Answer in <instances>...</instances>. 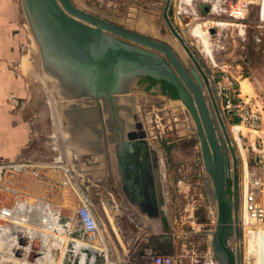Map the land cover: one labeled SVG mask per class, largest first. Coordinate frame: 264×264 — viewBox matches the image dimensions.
I'll list each match as a JSON object with an SVG mask.
<instances>
[{
	"label": "rangeland",
	"instance_id": "374dc122",
	"mask_svg": "<svg viewBox=\"0 0 264 264\" xmlns=\"http://www.w3.org/2000/svg\"><path fill=\"white\" fill-rule=\"evenodd\" d=\"M13 1L17 9L16 22L19 21L25 26L23 29L26 48L23 54L27 55L29 64L34 67L35 77L43 84V102L37 108L41 123L32 138L36 140L32 147L41 146L44 151L48 145L51 150L55 144L58 147V153L54 149L49 154V158L43 161L50 162L58 157L55 164L53 163V168L39 169L40 176L44 180V183L40 184L41 187H37L36 184L33 186L30 182H22L24 186L30 185L31 197L34 198L35 194H39V197L47 199L45 201L57 208L63 221L72 215L78 204L80 192L84 191L93 205L98 225L106 239V250L97 257L98 264H105V260L107 264H149L150 257L145 254L148 250L170 256L174 258L176 264H216L211 247L216 211L209 196L210 181L203 169L195 125L185 106L181 101L160 95L156 90L145 92L141 84H135L131 88L130 95H134L137 99L135 106L139 122L161 162L167 223L175 237L172 243H163L159 245V249H155L150 247L149 239L158 236L159 232L146 222L145 218L134 212L121 195L114 164L110 162L107 165L102 158L79 152L73 144L71 145L67 134L66 138L62 137L63 132L67 133V120L63 114L65 102L55 96L51 82L43 75L37 48L28 32L21 0ZM72 1L77 7L111 23L159 39L172 46L178 44L162 18L166 0ZM205 6L198 0L188 4L170 0L167 14L199 67L203 71L206 67L207 70L210 69L209 58L212 57L215 64L226 66L232 73L240 74V81L244 80L247 85L245 91L241 89L242 96L254 101L256 109L262 114L263 123L256 132L248 131L243 127L235 132V129H232L235 125L233 118L227 117L222 120L236 157L239 206V189L244 171L247 170L256 177L264 174V165L255 164V161L260 159L258 153L264 149L262 147L264 144V22H261L264 21V2L259 9L252 7L242 20V23L248 25L244 41L236 36L235 26L223 30L228 36L221 38L219 42L210 33L211 37H206L210 43L208 48L211 50L208 56L201 51L200 40L188 35V30L196 23L213 20L210 13L203 12ZM223 18L225 22L230 21L227 16ZM210 27V30L214 29ZM258 35L260 41L257 43L255 38ZM179 50L183 62L188 67H193L183 49L179 47ZM83 103L90 104L92 101L84 100ZM208 103L211 107L209 100ZM211 110L218 136L224 143L220 123L213 109ZM56 113L59 122H62H60L59 134ZM232 176L230 172L229 193L232 190ZM42 193L46 197L42 196ZM65 198L71 199L70 204L75 206H64V208L60 203ZM49 224L52 226L51 222ZM238 236L240 264H259L258 244L252 243L250 246L246 239L242 241L240 230ZM230 246L235 248L234 239L230 240Z\"/></svg>",
	"mask_w": 264,
	"mask_h": 264
},
{
	"label": "water",
	"instance_id": "95a60500",
	"mask_svg": "<svg viewBox=\"0 0 264 264\" xmlns=\"http://www.w3.org/2000/svg\"><path fill=\"white\" fill-rule=\"evenodd\" d=\"M169 4L170 0H166L162 18L178 42L174 46L93 15L72 0H21L43 75L51 82L55 96L65 102L63 114L71 145L76 143L79 152L102 159V154H109L111 162L116 161L119 177L124 178L120 179V189L125 200L159 232L149 239L150 247L155 249H159L158 243H167L174 236L165 212L161 162L139 122L137 99L130 94L141 77L164 81L174 88L176 99L194 122L203 169L210 181L209 196L216 211L211 238L214 261L240 264L236 157L206 76L168 17ZM207 11L205 6L203 12ZM179 47L193 67L183 62ZM154 90L160 92L159 86ZM84 100L92 103L87 105ZM111 101L122 103L126 113L130 112L127 104H132L134 114L122 117L126 124L117 135H111L108 129L109 134L104 136L100 109L105 113V105ZM211 109L220 123L224 143L218 136ZM150 183L155 220L148 212L135 209L134 196L139 200L140 189H147ZM231 239L236 243L234 249L230 246Z\"/></svg>",
	"mask_w": 264,
	"mask_h": 264
},
{
	"label": "built area",
	"instance_id": "2783aa9c",
	"mask_svg": "<svg viewBox=\"0 0 264 264\" xmlns=\"http://www.w3.org/2000/svg\"><path fill=\"white\" fill-rule=\"evenodd\" d=\"M178 1L188 4L196 0ZM198 1L205 4L207 12L213 16L212 21L204 23L207 26L204 27L203 36H215L217 42L228 36L223 30L231 26H235L236 36L244 41L248 25L242 23V20L252 7L259 9L264 2V0ZM224 16L230 21L225 22ZM210 26L214 28L211 29L213 30L211 36L208 31ZM255 41L257 43L260 41L259 35ZM209 60L210 69L207 70L206 67L205 71L201 70L220 110V118L222 120L227 117L233 118L235 125L232 129L239 130L243 127L256 132L262 126L263 117L256 109L254 101L242 96L241 75L232 73L226 66L215 64L212 57ZM235 142L237 143L236 140ZM262 147L264 148V144ZM54 149L58 153L56 144L52 147V150ZM258 154L260 159L255 161V164L264 165V149ZM56 160L58 157L46 163L33 160L0 163V264H98L97 257L105 251L106 239L86 193L81 190L78 204L70 217L62 221L59 211H55V223L53 227H49L43 220V215L49 211L51 204L45 201L47 199L39 197V194L31 197L30 185H22V182L26 181L39 187L44 183L39 169L53 168ZM239 190L238 230L242 231V241L246 239L249 244L257 243L259 246L260 239L264 238V174L256 177L245 170ZM42 196L45 195L42 193ZM239 242L238 236V247ZM145 254L150 257L149 264H176L174 258L167 255L152 253L151 250Z\"/></svg>",
	"mask_w": 264,
	"mask_h": 264
},
{
	"label": "crops",
	"instance_id": "0c3cea01",
	"mask_svg": "<svg viewBox=\"0 0 264 264\" xmlns=\"http://www.w3.org/2000/svg\"><path fill=\"white\" fill-rule=\"evenodd\" d=\"M16 10L13 0H0V163L5 164L31 159L43 162L53 152L49 145L45 151L41 146L32 147L36 141L32 138L41 123L37 108L43 102V84L35 77L27 55L23 54L25 26L16 22ZM127 107L130 112L122 111L121 116L134 114L133 105L128 103ZM100 110L106 136L109 134L105 129L108 110L105 108V113ZM73 145L76 148L77 144Z\"/></svg>",
	"mask_w": 264,
	"mask_h": 264
},
{
	"label": "flooded vegetation",
	"instance_id": "af4514ba",
	"mask_svg": "<svg viewBox=\"0 0 264 264\" xmlns=\"http://www.w3.org/2000/svg\"><path fill=\"white\" fill-rule=\"evenodd\" d=\"M136 84H141L142 90L145 92L154 91L155 87L159 86L160 92H158V93L160 95L167 96L170 99H176V95L173 96V93H171L169 91V87L164 86L162 81L154 80V79H151L148 77H141L137 80ZM105 108H106V110H108V122L106 123L105 129L106 128H107V130L109 129L111 135H113V134L117 135L118 134L117 131L120 129V127H122L126 124L124 119L120 115L122 111H125L123 108V105L119 101H116V102L111 101L105 105ZM102 155H103V159L105 161V164L109 165L111 162L109 154L104 153ZM113 162H114V166H115L116 179L120 183V179L121 178L124 179V178L119 177V173H118L119 169L117 167V163L114 159H113ZM147 184H149V182H147ZM150 187H151V183L147 189H146V187H143L142 189H140L139 200H138L137 196H134L135 201L137 203V206L135 209L137 212L138 211L140 212V210L148 212L150 214V216L152 217V220H155L154 219L156 216L155 215V207L153 206V199H152L151 194H150V192H151ZM146 194L147 195L150 194V196H147ZM121 195L124 197L122 191H121ZM136 195H138V193Z\"/></svg>",
	"mask_w": 264,
	"mask_h": 264
},
{
	"label": "bare ground",
	"instance_id": "6f19581e",
	"mask_svg": "<svg viewBox=\"0 0 264 264\" xmlns=\"http://www.w3.org/2000/svg\"><path fill=\"white\" fill-rule=\"evenodd\" d=\"M205 23H207V22H205ZM144 24V23H143ZM205 26H207V25H205L204 23H196L191 29H189V31H188V35L189 36H191V37H193V38H197L198 37V39L200 40V47H202V49H201V51L203 52V53H205L207 56L209 55V54H211V50L208 48V46H210V43H208V39L206 38V37H204L203 36V32L205 33ZM237 32V31H236ZM203 38V39H202ZM195 41V40H194ZM29 63V62H28ZM246 88H247V85H246V83H245V81H242V90H246ZM50 100V99H49ZM56 102V101H55ZM54 102V103H55ZM55 105V104H54ZM52 111V110H51ZM55 118L57 119V129H58V133H61V127H60V122H59V117H58V115H57V113L55 114ZM62 123V122H61ZM235 130V132H237V128H234ZM55 130V129H54ZM54 133V132H53ZM66 132H63L62 133V137H64V138H66ZM51 140V139H50ZM63 143V142H62ZM46 144V143H45ZM79 185V184H78ZM80 188V187H79ZM67 190V189H66ZM76 191V190H75ZM67 194H68V192H66ZM70 194V193H69ZM74 194V193H73ZM78 194V193H77ZM65 197V196H64ZM69 197H70V195H69ZM68 197V198H69ZM71 200V199H70ZM69 199H67V198H65L63 201H61V203L60 204H62L63 205V207L64 206H66V207H74L75 206V204H73V205H71L70 204V201ZM61 205V206H62ZM65 208V207H64ZM55 211H57V208H55L53 205H51L50 207H49V211H46V212H44V217H43V220H45L46 221V224H47V226H49L50 227V222H51V224H52V226L51 227H53V225H54V223H55V216H54V212ZM147 222V221H146ZM149 230V229H148ZM152 231V230H151ZM62 237V236H61ZM62 238H64V237H62ZM252 244V243H251ZM250 245V244H249ZM251 246V245H250ZM250 246H249V248H250ZM247 247V246H246ZM253 248H254V246H253ZM104 250H106V249H104ZM44 253L46 254V251L44 250ZM258 263L259 264H264V238H261L260 239V244H259V247H258Z\"/></svg>",
	"mask_w": 264,
	"mask_h": 264
},
{
	"label": "trees",
	"instance_id": "16d2710c",
	"mask_svg": "<svg viewBox=\"0 0 264 264\" xmlns=\"http://www.w3.org/2000/svg\"><path fill=\"white\" fill-rule=\"evenodd\" d=\"M162 83L164 84V86L169 87V91H170L171 93H173V96H175L174 88H173L171 85L165 83L164 81H162ZM229 185H230V180H228V188H229ZM228 192H229V189H228Z\"/></svg>",
	"mask_w": 264,
	"mask_h": 264
}]
</instances>
